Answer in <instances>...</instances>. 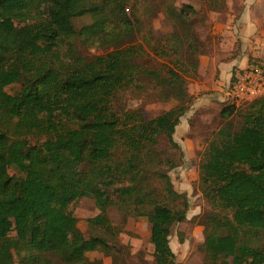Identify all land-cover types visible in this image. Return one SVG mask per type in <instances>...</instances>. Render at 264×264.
Masks as SVG:
<instances>
[{"label": "trees", "instance_id": "1", "mask_svg": "<svg viewBox=\"0 0 264 264\" xmlns=\"http://www.w3.org/2000/svg\"><path fill=\"white\" fill-rule=\"evenodd\" d=\"M129 3L0 0V116L6 123L0 126V264H14L15 251L31 264H45L46 255L52 262L46 264H82L88 251L113 252L109 237L86 238L78 227L71 207L84 196L102 209L89 224L110 237L116 232L107 206L147 217L156 264H175L170 236L187 220L189 200L168 173L176 162L158 144L166 138L179 147L174 134L194 97L187 78L169 64H141L146 48L137 42ZM196 11L190 4L166 6L185 29ZM87 15L91 23L79 28L75 20ZM78 36L111 49L91 59L56 55ZM170 39L178 49L181 36ZM143 74L161 88L159 100L176 98L178 105L152 118L143 104L117 105L124 90L142 88ZM15 84L20 88L9 92ZM238 107L226 105L220 114L229 120ZM241 115L237 129L226 122L217 132L200 164L201 191L212 206L203 220L201 264H264V95ZM31 133L46 138L32 143Z\"/></svg>", "mask_w": 264, "mask_h": 264}, {"label": "rangeland", "instance_id": "2", "mask_svg": "<svg viewBox=\"0 0 264 264\" xmlns=\"http://www.w3.org/2000/svg\"><path fill=\"white\" fill-rule=\"evenodd\" d=\"M167 4H176L180 8L186 4L193 5L197 11L188 17L191 28L185 29L176 24L166 13ZM129 12L137 24V42L146 48L145 56L139 59L141 64L158 69L162 68V62L169 64L187 78L189 89L194 94L174 134L179 147H173L163 138L158 149L165 151L176 162V166L168 173L175 189L187 194L189 200L187 220L177 223L170 236V245L176 255L175 264H201L204 260L201 250L205 228L203 220L212 206L201 191L200 164L211 143L217 140V132L226 122H231L237 129L242 122L241 114L251 102L240 105L229 120L221 116L222 108L227 105L224 90L228 84L221 88L215 86V77H220V74L207 70L210 67L207 57L216 53L214 55L222 59L236 58L238 64L235 69L255 62L264 67V0H130ZM91 20L87 15L77 18L75 22L81 28L91 23ZM186 30L189 31L184 36ZM173 33L181 36L178 49L173 48L175 45L170 46V35ZM110 49L100 42L93 43L84 36H78L70 44L61 45L56 55L64 60H69L68 57L91 59ZM202 58L207 72L200 76L198 70ZM138 83L142 88L137 90L133 86L124 90L117 105L134 108L143 104L146 118L155 117L178 105L179 100L176 98L165 101L158 99L161 88L149 75L143 74ZM20 86L15 84L7 89L13 93ZM5 124L4 118L0 116V126ZM28 138L36 143L44 141L46 136L31 133ZM11 172L16 173L15 170ZM160 182V179L155 181L158 189ZM71 209L86 238L91 234L105 235L116 247L111 253L104 250L88 251L82 264H156V244L151 239V223L147 217L133 214V208L107 206L106 213L116 232L114 238L103 229L89 224L88 218L102 212L93 197L76 199ZM14 254V264H31L24 253L15 251ZM46 260L52 263L48 255L45 264ZM53 263L63 264L58 259H53Z\"/></svg>", "mask_w": 264, "mask_h": 264}, {"label": "built area", "instance_id": "3", "mask_svg": "<svg viewBox=\"0 0 264 264\" xmlns=\"http://www.w3.org/2000/svg\"><path fill=\"white\" fill-rule=\"evenodd\" d=\"M224 92L227 105L236 106L264 95V68L260 64L239 66Z\"/></svg>", "mask_w": 264, "mask_h": 264}, {"label": "crops", "instance_id": "4", "mask_svg": "<svg viewBox=\"0 0 264 264\" xmlns=\"http://www.w3.org/2000/svg\"><path fill=\"white\" fill-rule=\"evenodd\" d=\"M216 54V53H214ZM209 55V57H207V61L209 60V69L207 70H211L212 73L215 71V73H217L218 75L220 74V77H215L214 80V84L216 87L221 88V86L229 84L231 77H232V73L235 70V66L238 64V59L236 58H228L226 57L225 59L219 58L217 55ZM208 63V62H207ZM205 62L204 59L202 58V62L200 64V69L198 70V73L200 76H203L204 72L206 74V68H205ZM213 65V68H212ZM243 67V66H240ZM220 71V73H219ZM190 91V89H189ZM190 93L192 95H194L191 91Z\"/></svg>", "mask_w": 264, "mask_h": 264}]
</instances>
